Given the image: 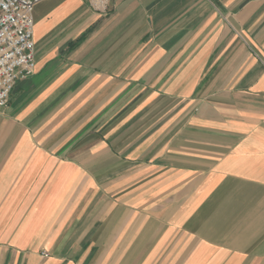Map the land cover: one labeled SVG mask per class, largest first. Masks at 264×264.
Listing matches in <instances>:
<instances>
[{
  "label": "crops",
  "instance_id": "obj_1",
  "mask_svg": "<svg viewBox=\"0 0 264 264\" xmlns=\"http://www.w3.org/2000/svg\"><path fill=\"white\" fill-rule=\"evenodd\" d=\"M42 0L0 107V264H264V0Z\"/></svg>",
  "mask_w": 264,
  "mask_h": 264
},
{
  "label": "built area",
  "instance_id": "obj_2",
  "mask_svg": "<svg viewBox=\"0 0 264 264\" xmlns=\"http://www.w3.org/2000/svg\"><path fill=\"white\" fill-rule=\"evenodd\" d=\"M42 0H0V107L18 80L33 73V9ZM100 7L103 0H91Z\"/></svg>",
  "mask_w": 264,
  "mask_h": 264
}]
</instances>
